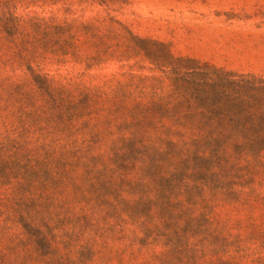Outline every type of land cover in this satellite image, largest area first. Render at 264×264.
Masks as SVG:
<instances>
[{
	"label": "trees",
	"instance_id": "trees-1",
	"mask_svg": "<svg viewBox=\"0 0 264 264\" xmlns=\"http://www.w3.org/2000/svg\"><path fill=\"white\" fill-rule=\"evenodd\" d=\"M111 62L129 70L81 79ZM67 64L85 70L43 72ZM0 127V264H15L4 239H38L30 264H264L263 76L109 15L3 13Z\"/></svg>",
	"mask_w": 264,
	"mask_h": 264
},
{
	"label": "rangeland",
	"instance_id": "rangeland-1",
	"mask_svg": "<svg viewBox=\"0 0 264 264\" xmlns=\"http://www.w3.org/2000/svg\"><path fill=\"white\" fill-rule=\"evenodd\" d=\"M18 17H56L58 19H90L114 17L127 24L138 35L169 43L176 55H187L201 61H210L242 73L264 77V0H118L106 5L64 6L11 2L0 5V14ZM130 62L129 64H133ZM83 66L47 65L43 72L55 77L74 78L84 71ZM129 66L111 62L91 71L85 70L81 79L96 83L104 76L120 74ZM136 73L148 74V70ZM27 71L18 69L13 79H23ZM0 127V137L6 136ZM0 198V224L8 218ZM4 245L15 264L35 259L32 247L38 239H4ZM62 246V245H60ZM43 247L41 253H46ZM76 257V256H75Z\"/></svg>",
	"mask_w": 264,
	"mask_h": 264
}]
</instances>
